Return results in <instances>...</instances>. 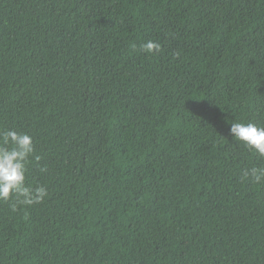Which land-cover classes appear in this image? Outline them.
<instances>
[{"label": "trees", "instance_id": "trees-1", "mask_svg": "<svg viewBox=\"0 0 264 264\" xmlns=\"http://www.w3.org/2000/svg\"><path fill=\"white\" fill-rule=\"evenodd\" d=\"M235 122L264 126V0H0V131L48 190L0 201V264H264Z\"/></svg>", "mask_w": 264, "mask_h": 264}, {"label": "clouds", "instance_id": "clouds-1", "mask_svg": "<svg viewBox=\"0 0 264 264\" xmlns=\"http://www.w3.org/2000/svg\"><path fill=\"white\" fill-rule=\"evenodd\" d=\"M141 48L150 54L160 51L161 45L149 40ZM228 132L250 151L264 156V126L253 122H235L229 124ZM34 153L33 138L29 134L12 129L0 131V201L15 199L21 205L31 206L42 203L47 197L48 190L45 186L25 183L29 158ZM34 158L40 159L38 156ZM41 171H46V168ZM243 179L259 183L264 180V169L252 167L244 173Z\"/></svg>", "mask_w": 264, "mask_h": 264}]
</instances>
